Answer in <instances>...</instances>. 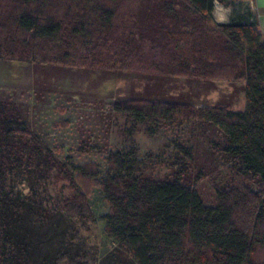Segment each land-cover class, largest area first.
<instances>
[{
    "label": "trees",
    "instance_id": "16d2710c",
    "mask_svg": "<svg viewBox=\"0 0 264 264\" xmlns=\"http://www.w3.org/2000/svg\"><path fill=\"white\" fill-rule=\"evenodd\" d=\"M21 1L31 7L16 18L21 51L43 66L123 56L190 80L195 68L214 73L224 52V80L242 81L244 107H198L195 117L217 127L225 152L264 184V35L255 12L212 29L215 0H131L132 19L124 13L130 0H64V14L53 10L58 0ZM113 109L148 133L192 116L185 102L160 93L121 98ZM104 158V169L64 162L29 126L22 103L0 99V264H264V185L229 186L206 205L181 169L159 178L135 152ZM77 178L98 181L108 204L101 220L113 246L101 256L82 234L94 219Z\"/></svg>",
    "mask_w": 264,
    "mask_h": 264
},
{
    "label": "rangeland",
    "instance_id": "374dc122",
    "mask_svg": "<svg viewBox=\"0 0 264 264\" xmlns=\"http://www.w3.org/2000/svg\"><path fill=\"white\" fill-rule=\"evenodd\" d=\"M128 2L131 5L124 13L132 19L138 7ZM216 6L209 21L212 29L217 22L230 21L232 14L247 9L255 12L253 0H216ZM29 9L21 0H0V99L22 103L29 126L60 159L74 164L94 162L104 169L108 150L135 152L149 175L162 178L181 169L183 181L195 187L206 205H215L218 191L229 186L262 188L258 176L243 173L238 160L225 152L222 132L195 117L198 107L219 105L237 111L244 107L242 81L224 80V52L214 73L196 65L199 68L190 80L160 76L143 63L126 62L123 56L107 64L87 60L78 67L43 66L34 61L32 52L21 51L25 34L16 18ZM54 9L64 14L66 1L58 0ZM209 44L213 42L202 40L203 46ZM138 93L179 98L192 116L148 133L145 125H136L131 117L113 109L116 100ZM77 184L87 196L94 219L84 224L82 234L88 247L101 256L113 246L101 220L108 204L98 181L77 178Z\"/></svg>",
    "mask_w": 264,
    "mask_h": 264
},
{
    "label": "crops",
    "instance_id": "0c3cea01",
    "mask_svg": "<svg viewBox=\"0 0 264 264\" xmlns=\"http://www.w3.org/2000/svg\"><path fill=\"white\" fill-rule=\"evenodd\" d=\"M253 4H254L255 13L258 18L259 29L262 35H264V0H253ZM217 7L218 6H216V0H215L213 14L214 11L218 9Z\"/></svg>",
    "mask_w": 264,
    "mask_h": 264
}]
</instances>
